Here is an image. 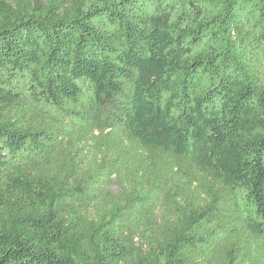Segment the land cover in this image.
<instances>
[{"label":"trees","instance_id":"1","mask_svg":"<svg viewBox=\"0 0 264 264\" xmlns=\"http://www.w3.org/2000/svg\"><path fill=\"white\" fill-rule=\"evenodd\" d=\"M0 264H264V0H0Z\"/></svg>","mask_w":264,"mask_h":264},{"label":"rangeland","instance_id":"2","mask_svg":"<svg viewBox=\"0 0 264 264\" xmlns=\"http://www.w3.org/2000/svg\"><path fill=\"white\" fill-rule=\"evenodd\" d=\"M8 1H11V0H8ZM120 190H121L120 186H119L118 184H116L115 186H113V187L111 188L110 191H111L112 193H114V194H117V193L120 192Z\"/></svg>","mask_w":264,"mask_h":264}]
</instances>
